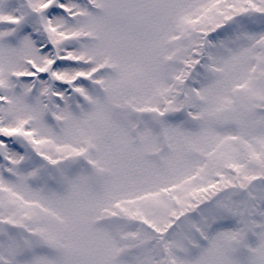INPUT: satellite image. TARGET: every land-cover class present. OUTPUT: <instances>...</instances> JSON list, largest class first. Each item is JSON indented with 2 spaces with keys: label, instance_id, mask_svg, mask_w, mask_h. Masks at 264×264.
Wrapping results in <instances>:
<instances>
[{
  "label": "snow or ice",
  "instance_id": "obj_1",
  "mask_svg": "<svg viewBox=\"0 0 264 264\" xmlns=\"http://www.w3.org/2000/svg\"><path fill=\"white\" fill-rule=\"evenodd\" d=\"M0 264H264V0H0Z\"/></svg>",
  "mask_w": 264,
  "mask_h": 264
}]
</instances>
